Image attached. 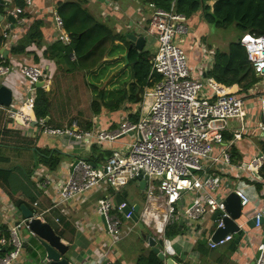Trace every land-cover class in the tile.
<instances>
[{"label":"built area","instance_id":"1","mask_svg":"<svg viewBox=\"0 0 264 264\" xmlns=\"http://www.w3.org/2000/svg\"><path fill=\"white\" fill-rule=\"evenodd\" d=\"M104 1L112 6L110 0ZM23 3L30 6L31 0H23ZM147 7L151 13L147 33L155 38L157 44V52L151 60V73L159 75L160 80L144 90L135 122L122 117L113 130H94L80 127L75 119L60 127L51 126L44 119H35L30 112L36 91L47 88V67L6 64L5 57L0 53V81L14 72L26 81L24 97L18 98V92L11 91L10 105L0 107V127L4 131L15 128L34 130L48 138L62 139L67 145L77 148L102 149L104 144H115L124 137L129 138L121 147L109 151L110 156L101 166L77 160L71 165L65 180L43 174L42 168L45 167L42 166L33 172L40 189H53L55 207L97 188L108 191L98 201L96 212L104 221L111 246L122 238V218L115 210L121 212L129 207L123 201L116 206L114 197L128 184L146 178L143 190L145 200L137 218L155 241H161L163 264H167V259L172 264H181L175 260V250L166 235L171 228H177L178 234L182 232L194 242L205 240L209 250L234 241V233L219 241L212 240L215 231L222 229L224 220L230 217L224 205V199L230 193H234L240 202L239 219L244 217L242 223H238L239 219L234 221L238 231L245 235L244 228L250 220L254 221L253 229L261 231L253 264H264V183L257 176L264 166V154L258 151L248 161L233 163L230 153L232 143L239 141L246 131L245 101L248 99L258 103L256 128L264 143V36L246 33L239 40L248 63L260 81L238 95L211 78L196 79L192 76L181 47L184 38L190 35L184 15L176 13L172 7L167 11L153 4ZM20 14L21 8L10 13L15 22ZM51 17L54 28L61 33V18L56 11ZM5 30L1 28L0 31L5 41L3 47L8 45L11 48ZM60 40L65 44L70 42L67 35ZM39 83H42L41 88L36 87ZM208 91L210 95H207ZM228 120H237L240 127L233 133L232 140L225 141L223 135ZM243 180L252 188L255 184H262L261 188L247 193L238 187ZM33 215L42 221L40 215ZM123 217L130 218V213ZM22 228L27 229L21 219L7 229V237H0V249L5 252L0 264H18L24 245L20 235ZM87 264L114 263L109 262L106 252H103Z\"/></svg>","mask_w":264,"mask_h":264},{"label":"crops","instance_id":"2","mask_svg":"<svg viewBox=\"0 0 264 264\" xmlns=\"http://www.w3.org/2000/svg\"><path fill=\"white\" fill-rule=\"evenodd\" d=\"M110 1L112 6H108L104 0H31L30 6H25L23 3L22 14H20L22 17L18 15L14 25L7 20V17L18 8L16 0L0 1V31L1 28L6 29L5 32L12 47L22 40L34 22H40L38 33L41 35V39H37L38 41L36 40L35 43L30 44L26 48L25 54L11 55L10 50L12 47L9 48L8 45L1 49L7 52L8 63L11 65L20 67L36 64L46 66L49 78L45 92H51V94L63 98V94L69 88L72 89L73 85L79 84V80H81L90 90V96L92 97L90 104L96 98L93 88L97 90L96 92L102 91L105 94L103 103L117 97L118 92L125 94V99L121 100L116 109H107L99 99L100 109L97 114H93L92 107L89 105L88 115H81V105L78 103L79 107L75 108V113L81 119L80 121L77 120L78 124L84 129L113 130L118 126L122 117L135 122L139 116L144 91L142 93L139 91L130 92L129 85L132 80L128 65L127 48L123 49L122 54L104 57L100 65L93 69L91 73L80 70L69 72V67L64 64L61 67L52 59L51 48L53 46L56 44L65 47L69 45V43L65 44L60 40L62 36H68V33L64 28L61 33L58 32L54 28L51 17L52 12L57 11L59 3L71 2L80 5L94 20L107 26L114 34L125 36L127 33H136L143 36L145 38L143 50L150 53V62L157 52L155 38L147 33L151 15L147 5H144L141 0ZM186 19L190 35L184 38L181 47L187 56L192 76L196 79L207 77L206 73L212 68L215 52H226L228 44L225 49L220 45V41L215 39L214 34H212L217 29L204 22L201 13L198 12ZM114 45H121V43L115 41ZM152 54L154 55L152 56ZM125 55H127V59L124 58ZM258 81H260V78H258ZM73 82L75 83L73 84ZM0 86L7 87L13 93L18 92V98H22L25 93L26 81L19 73L14 72L3 77ZM231 89L233 93L238 95L245 93H238L239 88L237 86L229 87V90ZM207 95H210L209 91ZM129 97L131 100H129ZM62 107L63 104L61 103V112H68L66 106ZM245 110L246 131L242 133L239 141H234L231 145L235 152L236 162L248 161L258 151L263 152L262 145L264 143L261 141V135L256 128L259 120L257 101L254 99L245 101ZM0 118H2L1 114ZM51 118L53 122L58 121L57 117L52 116V114ZM239 127L240 123L237 120H230L226 125L224 140H232L233 133L239 130ZM0 130H2L1 127ZM13 131L19 132V138L13 133L6 135L4 138L0 137L4 145L9 146L3 149L10 150L4 153L0 151V167H4L3 170H8V173L3 175L8 181L0 185V209L2 208L5 211L2 215L0 214V226L9 229V227L19 222L21 220L19 207L24 205L29 210L31 209L30 211L33 214L40 215L42 221L48 223L54 233L60 237L61 242L68 246L66 258L71 264H87L88 261L97 259L103 252H106L108 261L114 264H137L138 258L146 256L150 252L153 253L148 241L142 238L150 235V233L145 228L140 230L131 218H124L117 209L115 210L116 214L125 219L124 225L127 228L124 226L123 230L122 227L121 240L116 245L111 246L105 225L96 212L98 201L104 198L108 191L103 192L101 188H97L55 207L53 189L51 187L46 191L40 189L37 179L33 178V172L40 165L36 167L33 160L28 165L29 170H26L23 167L24 158H26V163L29 158H27L26 150L19 148V146L25 147L27 145L33 158H35V149L58 151L63 154L64 159L59 163L57 170L52 172L46 171L45 168H42V170L43 174L55 175L58 180H65L71 165L77 160H90L93 157V147H73L67 145L62 139L48 138L34 130H25V128H15ZM128 140L129 138L124 137L115 144H104L102 149L111 151L121 147L120 145ZM20 153H22L23 160ZM10 168L12 172L11 180L15 179L14 182L9 180ZM136 184L138 186V183ZM10 189H17L18 191L11 192ZM254 189L251 188L249 193L251 194ZM116 196H119L131 208L137 205L139 207L137 214H139L143 207L142 203L139 205L132 202V206H130L127 203L124 188ZM34 203L37 205L34 206ZM248 230L251 232L247 234L245 232L238 243L233 241L234 245L229 243L216 248L217 251L208 250L206 256L197 253L198 244L202 243L206 246L205 240L201 239L194 242L185 237L182 232L180 234L176 232V235L171 237L174 239L172 245L176 253L175 260L180 261L181 264H253L256 257L255 247L259 243L261 231L253 228ZM131 234L134 235V238L131 237ZM20 235L24 240V245L18 264H42L44 258L41 255L42 247L38 239L25 228L20 230ZM156 247L160 250V246Z\"/></svg>","mask_w":264,"mask_h":264},{"label":"trees","instance_id":"3","mask_svg":"<svg viewBox=\"0 0 264 264\" xmlns=\"http://www.w3.org/2000/svg\"><path fill=\"white\" fill-rule=\"evenodd\" d=\"M141 2L144 5L153 4L165 11L172 7L176 13L184 15L186 18L199 12L203 21L214 29H228L233 26L239 33L238 39L228 44L226 52H215L212 68L206 73V76L227 88L237 86L239 88L238 93L246 92L258 82L239 40L246 33L264 36V0H141ZM211 2L212 5L210 6ZM16 3L18 8L23 9L22 0H16ZM56 12L62 20L63 28L68 33L70 42L66 47L59 44L53 46L51 48L52 59L61 67L63 64L69 67V72L80 70L91 73L107 55L122 54L124 48L128 49L129 43L125 36L114 34L107 26L98 23L80 5L71 2L59 3ZM20 17L22 16L20 15ZM39 26L40 22L37 21L30 26L22 40L11 48V55L25 54L26 48L30 44L41 39V35L38 33ZM115 41H119L121 45H114ZM3 44L5 41L0 35V49L4 46ZM150 58L151 55L148 51L137 52L134 48L128 50V65L132 80L129 85L131 93L135 91L142 93L160 80L159 75L151 73ZM4 60L8 64V58L5 57ZM93 91L96 93V98L90 105L93 114H97L100 109L98 100L100 99L103 103L105 94L102 91L96 92L95 88ZM125 97V94L118 92L117 97L104 102L102 105L107 109H116ZM129 100H131L130 97ZM51 102V92L38 89L30 113L35 119L45 120L48 118L49 125L60 127L59 124L52 125ZM223 137L225 138V135ZM92 150L93 157L87 161L95 167L100 166L110 156L109 151L96 147H93ZM262 150L264 154V144ZM230 153L232 162L235 163L233 147L230 148ZM34 156L35 166L40 165L50 172L57 170L59 163L64 159V155L60 152L49 150L35 149ZM0 173L6 174L8 170H0ZM257 176L264 183V166L257 172ZM261 185L256 184L257 190L260 189ZM174 230L175 233L179 232L177 228ZM1 236L7 237V228L3 226H0ZM231 244L234 245L233 242ZM208 250L204 244H198V254L206 256ZM4 255L5 252L0 249V259ZM137 264H163V262L150 252L148 255L138 258Z\"/></svg>","mask_w":264,"mask_h":264},{"label":"water","instance_id":"4","mask_svg":"<svg viewBox=\"0 0 264 264\" xmlns=\"http://www.w3.org/2000/svg\"><path fill=\"white\" fill-rule=\"evenodd\" d=\"M1 1V0H0ZM7 20L10 21L12 25L15 24V19L9 15ZM1 22V20H0ZM125 39L128 41L129 46L128 50L134 48L137 52H140L144 49L145 46V38L136 33H127L125 35ZM0 53L6 57L7 52L3 49L0 50ZM127 59V55L124 56ZM42 83L37 84V88H41ZM233 90L231 89L230 92ZM12 100V92L5 86H0V107H8ZM45 122H48V118L45 119ZM146 178L141 181H138V188L140 190H144ZM122 203V199L119 196L115 197V204L119 206ZM224 205L227 213L229 214V218L224 220V227L222 229H218L215 231L212 240L219 241L223 239L226 235L230 233L233 234L234 243H238L244 233L238 231L235 220H238L240 217V202L234 193H230L224 199ZM139 207L136 205L133 208L126 207L122 209L123 216H126L130 213L131 220L137 225L140 230H143V226L140 222H138L137 213ZM19 213L21 215V219L24 221L27 230L32 233L39 241L42 247V256L44 258L42 264H71V262L66 258V254L68 252V246L63 244L60 240V237L57 236L51 226L41 221L39 218H35L33 212H31L27 207L21 205L19 207ZM214 219V216L211 217V220ZM21 221V220H20ZM103 221V219H102ZM104 223V221H103ZM264 224V220L262 221ZM17 224V223H16ZM105 225V224H104ZM254 227V221L250 220L246 223L247 229H252ZM146 241H148L149 246L152 249V252L161 260H164L163 254L160 252L159 248L156 246L161 245V241H155L150 235L142 237ZM4 251V250H3ZM167 264H172V261L167 259Z\"/></svg>","mask_w":264,"mask_h":264},{"label":"rangeland","instance_id":"5","mask_svg":"<svg viewBox=\"0 0 264 264\" xmlns=\"http://www.w3.org/2000/svg\"><path fill=\"white\" fill-rule=\"evenodd\" d=\"M212 34H214V38L215 39H218V41H220V45L224 49L226 48L227 44H229L231 42H234L239 37V33L236 31V29L233 26L229 27L228 29H217V30L213 31ZM223 48H221V49H223ZM154 54H152V56ZM188 66H190V64H188ZM189 69H190V67H189ZM73 81H75V80H73ZM75 82H77V81H75ZM75 82H73V84ZM66 92L63 94V98L62 97H58L57 95H53V93L51 94V100H52V102H51V104H52L51 114H52V116L54 115V117L56 116L57 120H58V121H54L53 125L59 124L61 126V125L65 124V123H67V122H69L70 120H73V119L80 121L81 119L78 118L76 113H75V108L79 107L78 103H80V105H81L80 106L81 115L85 116V115H88V113H89L90 99L92 100V97L90 96L91 95L90 94V90L88 89V87H86L84 85V83L81 80H79V84L73 85V88L72 89L69 88L68 91H66ZM61 103L63 104V107L66 106V108H68V112L67 111H65V112L64 111H62V112L60 111ZM0 119L2 120V118H0ZM229 121L230 120H228L227 123ZM12 133L15 134L19 138V132L13 131V130H6V131L0 130V137L4 138L6 135H10ZM21 140H23V139H21ZM0 143H3V144H0V151L1 152L4 153L6 151H10L8 149H3L4 147H9V146H5L4 142L1 141V139H0ZM19 148H21V149L24 148L26 150V152H27V158H29V159L27 160V163H26V158H24L23 167L26 170H29V166L28 165L31 164L33 162V160H34V163H35V158H33L32 153H30L29 148H28L27 145L25 147H20L19 146ZM11 153H12V151H11ZM20 154H21V159H22V153H20ZM37 158H38V156L36 154V160H37ZM3 168L4 167H0V170H3ZM9 172H10L9 173V180L11 182H14L15 179L11 180V178H12L11 168H10ZM0 175H1L0 176V185H2L3 183L7 182L8 180L6 181V177H3V175H5V173H0ZM136 183L137 182H132L129 185L124 187V192L126 194L127 203L130 206H132V202L138 203L139 205H141V203H142V206H143L144 200H145V192L139 190V188H138ZM238 187L243 189V190H245L247 193L252 188L251 186L248 185L247 181H245V180H243V183H241ZM255 188H256V184H255ZM10 191L11 192L12 191H16L17 192L18 190L17 189H10ZM19 192H22V191H19ZM4 212L5 211L1 208L0 209V213H4ZM137 216H138V214H137ZM121 220H122L123 230H124V226H125V228H127V226L124 225L125 224L124 223L125 219H121ZM242 220H243L242 218L239 219L238 223H242L243 222ZM244 231L246 232V234L248 232H251L247 228H244ZM133 234H131L132 236L130 235L132 238H134ZM167 234H166L167 237L170 238V241L173 243L174 239L171 238V237L176 235L175 230L172 229V228L168 229L167 230ZM131 246H134V245H131ZM215 251H217V250H215Z\"/></svg>","mask_w":264,"mask_h":264}]
</instances>
